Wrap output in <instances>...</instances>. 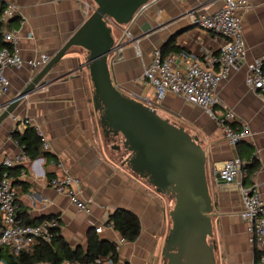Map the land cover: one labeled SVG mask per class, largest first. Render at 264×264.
Wrapping results in <instances>:
<instances>
[{"label":"crops","instance_id":"crops-1","mask_svg":"<svg viewBox=\"0 0 264 264\" xmlns=\"http://www.w3.org/2000/svg\"><path fill=\"white\" fill-rule=\"evenodd\" d=\"M87 1L92 3L91 0H0V13L9 2L20 8V14L2 26L1 32L20 28L19 46L26 60L40 54L53 56L86 20L82 5ZM249 2V8L242 10L247 61L219 84L217 92L222 105L215 108L219 118L227 109L235 112L234 128L248 125L251 135L237 146L228 142L219 122L202 107L173 94L157 100L155 87L144 77L154 50L162 49L172 38L180 48L179 52L186 51L198 59H203L207 52H217L225 38L192 25L188 13H213L222 7L223 0L151 1L130 31L137 36L142 32L140 26L146 22L163 24L162 27L139 38L136 43L124 41L112 64V77L119 87L148 104L157 103L158 111H165L187 123L191 134L199 136L206 149L214 204L212 240L217 243V264H252L261 254L250 240L247 222L239 215L243 208L242 186L255 185L264 200V94L249 89L245 83L247 62L264 57V0ZM113 29L116 41L122 42L128 26L113 24ZM136 45L140 55L136 54ZM79 48L73 47L62 58L48 76L55 78L53 81L26 96L0 125V174L3 158L23 151L13 135L15 128L22 118L32 119L43 132L49 148L43 147V154L13 168L11 176L17 190L20 218L36 224L57 217L65 239L73 247L86 250L88 236L92 230L96 232L98 226L103 227L102 232H96L101 238L114 242L122 238L107 221L115 209L124 208L139 216L141 232L135 241H126L120 246L115 264H166L162 251L172 227V202L123 164L125 150L112 148V143H119L120 138L114 142L104 136L93 102L89 72L86 68L80 69L85 54ZM7 75L11 87L0 97V103L23 90L34 71L25 65L20 69H8ZM253 156L258 159V167L243 179L241 185L216 183V174L228 160L240 157L246 163ZM65 174L80 178L78 188L89 211L79 209L70 197L52 187V180ZM2 264L7 263L3 261Z\"/></svg>","mask_w":264,"mask_h":264},{"label":"water","instance_id":"water-1","mask_svg":"<svg viewBox=\"0 0 264 264\" xmlns=\"http://www.w3.org/2000/svg\"><path fill=\"white\" fill-rule=\"evenodd\" d=\"M93 1V12L49 63L15 97L0 103V125L26 96L55 79L48 76L73 47L82 48L86 54L80 69L89 72L104 136L114 142L120 138L121 143L112 144V148L125 150L123 164L158 193L174 199L172 227L162 251L166 264H217L208 159L199 136L162 117L143 99L125 92L112 77V64L124 45L116 41L113 24L131 29L153 0ZM162 25L146 22L140 26L142 32L128 42L150 35ZM216 178L223 183L219 173Z\"/></svg>","mask_w":264,"mask_h":264},{"label":"built area","instance_id":"built-area-1","mask_svg":"<svg viewBox=\"0 0 264 264\" xmlns=\"http://www.w3.org/2000/svg\"><path fill=\"white\" fill-rule=\"evenodd\" d=\"M154 1V0H153ZM249 0H223L221 8L213 13L198 14L196 11L188 13L190 22L197 27L209 30L215 34L222 35L225 42L217 52H207L203 59L191 56L186 51L179 53L163 54L161 49L153 52L151 63L144 71L147 82L155 87L157 100L164 99L168 94L183 97L187 102L198 105L211 118L217 120L228 142L237 146L241 141L251 135L248 125L243 124L240 128H234L237 116L234 111L227 109L225 115L219 118L215 108L222 105L217 89L221 82L227 80L233 70H237L247 61L248 50L244 37V13L248 9ZM94 6L90 1L84 2L82 12L87 18ZM20 14L19 6L9 2L0 13V24L8 22ZM20 28L3 31V40L9 46L0 47V97L6 95L11 87L10 78L7 75L8 69H20L28 65L34 74L39 72L51 60L49 54H40L29 60L23 58L19 46ZM123 41L134 39L130 29L123 32ZM134 40L133 43L137 42ZM121 49V48H120ZM136 54L141 51L136 45ZM247 73L245 83L249 89L264 94V57H259L247 62ZM157 108V103H150ZM0 107V113L2 112ZM33 126L43 141L44 149L49 144L43 132L34 124L32 119L24 117L14 132L24 133ZM29 160L24 151L7 155L3 158V172L0 175V251L8 250L15 254L22 251L32 252L34 246L40 242H52L55 230L60 227L57 217L44 219L36 224H26L19 217V204L17 201V190L9 169L15 166H23ZM243 161L240 157L228 160L219 171L220 178L215 181L220 184H242L244 179ZM24 174V173H23ZM80 178L75 175L65 174L52 180V187L60 194L70 197L72 202L81 210L89 211L87 201L83 200L79 190ZM243 208L240 217L248 224L250 240L258 246L260 256L252 264H264V200L259 189L254 185L250 188L241 187ZM114 228L113 224H108ZM96 232L103 230L102 226L96 227ZM126 242L123 237L118 240L117 249ZM99 264H115V261L108 257H99L96 260ZM3 261H0L2 264ZM63 264H86L77 261H65Z\"/></svg>","mask_w":264,"mask_h":264},{"label":"trees","instance_id":"trees-1","mask_svg":"<svg viewBox=\"0 0 264 264\" xmlns=\"http://www.w3.org/2000/svg\"><path fill=\"white\" fill-rule=\"evenodd\" d=\"M11 21L9 20L4 24H0V47L9 46V43L3 40L1 28ZM7 28L10 29V25H8ZM173 39L174 38H172V41ZM172 41L161 49L163 54L166 55L171 51H180V48ZM13 135L30 159H35L45 152L42 138L33 126H29L23 134L13 132ZM257 167L258 159L256 156H253L249 161H246L244 165V178L247 179ZM12 172L13 168L9 169L10 175ZM13 183L15 184V182ZM23 222L26 224H35V222L28 220ZM110 223L113 224L114 228L120 232L126 241H135L140 235V218L130 210L124 208L115 209L108 217L107 224ZM99 257H108L117 262L119 259L117 243L112 240L101 238L92 230L88 236V246L86 250L79 246L73 247L61 234L60 227L55 230L52 242H40L34 246L32 252L22 251L19 254H15L8 250L0 251V261L3 260L7 264H63L65 261L99 264L96 262Z\"/></svg>","mask_w":264,"mask_h":264},{"label":"rangeland","instance_id":"rangeland-1","mask_svg":"<svg viewBox=\"0 0 264 264\" xmlns=\"http://www.w3.org/2000/svg\"><path fill=\"white\" fill-rule=\"evenodd\" d=\"M91 1H92L93 6H94V9H95L96 5H95V3H94L93 0H91ZM92 12H93V11H92ZM79 49H80V48H79ZM82 51H83L84 54H86V51H85V50L82 49ZM158 112H159V114H160L162 117H164V118H168L172 123H175V124H178V125H183V126L186 128V130L190 132L189 129H191V128H190L189 126H187V123L183 122L181 119L177 118V117L174 116V115L168 114V113H166L165 111H162V110H159ZM190 133H191V132H190ZM119 143H121V140L119 141ZM112 144H113V143H112ZM122 160H124V158H122ZM167 196H168V198L171 200V202H172V206H173V205H174V199H173L171 196H169V195H167Z\"/></svg>","mask_w":264,"mask_h":264}]
</instances>
